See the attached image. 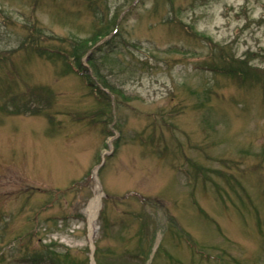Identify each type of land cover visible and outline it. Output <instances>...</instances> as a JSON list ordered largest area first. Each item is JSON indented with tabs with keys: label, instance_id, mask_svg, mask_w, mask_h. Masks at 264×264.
I'll list each match as a JSON object with an SVG mask.
<instances>
[{
	"label": "rangeland",
	"instance_id": "rangeland-1",
	"mask_svg": "<svg viewBox=\"0 0 264 264\" xmlns=\"http://www.w3.org/2000/svg\"><path fill=\"white\" fill-rule=\"evenodd\" d=\"M51 242L264 264V0H0V264Z\"/></svg>",
	"mask_w": 264,
	"mask_h": 264
},
{
	"label": "trees",
	"instance_id": "trees-1",
	"mask_svg": "<svg viewBox=\"0 0 264 264\" xmlns=\"http://www.w3.org/2000/svg\"><path fill=\"white\" fill-rule=\"evenodd\" d=\"M234 59H236V58H234ZM220 64H225V68L222 70L219 69L218 71H220L221 73H227V75L234 76L237 79H241L242 82H243V79H242L243 77H245L244 81H245V79H247V76L249 74V70L251 69V66H250L251 64L248 63V61L243 59V58L242 59H236L232 62H229V64L226 63L224 60L220 59ZM67 66L72 70V72L73 71L78 72V75L85 76L84 69L83 68L82 69L77 68L75 65H73V62L68 63ZM243 83H245V82H243ZM88 86H89V84H88ZM28 92H27L28 94H32L35 91L32 89V90H29ZM6 94H7V92H6ZM184 238L186 239V242L188 244L191 243V241L188 238H186V237H184ZM53 243L54 242H51V244H43L44 245L43 248H46V251L44 253L35 252V253H33L32 256L30 254L27 255V257H30V259H31L29 261L31 263L37 264L43 259V256L46 254V255H48L52 264H67L68 260H69V254H67L65 252L59 253V252H56L55 250L51 249L52 246H57L56 244H53ZM72 264H83V263H81L80 260H75V261H72Z\"/></svg>",
	"mask_w": 264,
	"mask_h": 264
},
{
	"label": "bare ground",
	"instance_id": "bare-ground-1",
	"mask_svg": "<svg viewBox=\"0 0 264 264\" xmlns=\"http://www.w3.org/2000/svg\"><path fill=\"white\" fill-rule=\"evenodd\" d=\"M99 210V198L98 196H94L93 198L90 199L86 211L88 215V222L90 224V227L92 226L93 221L96 219L97 212ZM92 228L90 229V231Z\"/></svg>",
	"mask_w": 264,
	"mask_h": 264
}]
</instances>
